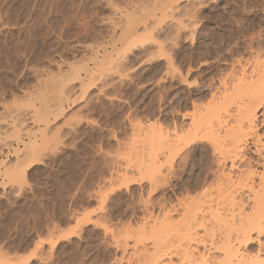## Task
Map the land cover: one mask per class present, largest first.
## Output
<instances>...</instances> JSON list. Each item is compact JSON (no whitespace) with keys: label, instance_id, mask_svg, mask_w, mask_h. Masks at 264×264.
Returning <instances> with one entry per match:
<instances>
[{"label":"rangeland","instance_id":"rangeland-1","mask_svg":"<svg viewBox=\"0 0 264 264\" xmlns=\"http://www.w3.org/2000/svg\"><path fill=\"white\" fill-rule=\"evenodd\" d=\"M263 74L264 0H0V259L183 264L176 231L194 210L211 226L184 264L223 258V224L261 196L240 184H264V107L236 127ZM195 119L202 136L163 151ZM229 176L232 195L217 189Z\"/></svg>","mask_w":264,"mask_h":264},{"label":"bare ground","instance_id":"bare-ground-1","mask_svg":"<svg viewBox=\"0 0 264 264\" xmlns=\"http://www.w3.org/2000/svg\"><path fill=\"white\" fill-rule=\"evenodd\" d=\"M253 77V76H252ZM261 77V78H260ZM259 78H258V80H256V81H254V82H251L250 84H246L245 83V79H243L241 82L242 83H244V85L243 86H245V84H246V89H245V94L244 95H247L249 98L248 99H250L249 100V102H248V105H247V103H246V106H244V107H242V108H240V111H241V114L240 113H238L239 115H237V117L239 116V118H237L235 121H236V123H237V125H236V127H240L239 129H241L242 128V126H245V125H247L246 126V128H245V130L248 128V129H250V130H252V129H254V127H256V117H257V112H259L263 107H264V74L263 75H261ZM246 78V77H245ZM242 79V78H241ZM240 79V80H241ZM252 80V79H251ZM250 80V81H251ZM240 82V84H242ZM239 84V83H238ZM239 84V85H240ZM67 87V86H66ZM237 87H239L238 85H237ZM241 88V87H240ZM68 89V88H67ZM235 90H237V89H235ZM65 91H66V89H65ZM68 91V90H67ZM72 91V90H71ZM60 92V91H59ZM58 92V93H59ZM64 94V93H63ZM67 94V93H66ZM60 95L62 96V91L60 92ZM59 94H58V96H60ZM42 96V95H41ZM70 96V95H69ZM43 97V96H42ZM41 97V98H42ZM63 97V96H62ZM45 98V97H44ZM57 98V97H56ZM58 98H61V97H58ZM58 98H57V100H58ZM60 100V99H59ZM65 100V99H64ZM44 101V100H43ZM61 104V103H60ZM47 105V104H46ZM46 105L44 106V107H46ZM49 105H47V107H48ZM46 107V108H47ZM58 107H59V105H58ZM244 108V109H243ZM199 109V108H198ZM206 109H209V108H206ZM46 109H44V111H45ZM239 111V112H240ZM199 112H201V111H199ZM210 112H213L212 110L210 111ZM40 113H41V115L43 114L44 115V113H43V111L41 112L40 111ZM206 113H208V112H206ZM45 114H46V112H45ZM41 115H39V116H41ZM46 115H48V114H46ZM209 115V114H208ZM203 117H205V116H203ZM207 117V116H206ZM236 117V116H235ZM41 118H42V116H41ZM208 119V118H207ZM206 119V120H207ZM210 120H211V118H209ZM208 119V120H209ZM196 120V119H195ZM193 121V120H192ZM199 119L198 120H196L195 121V124H194V126H193V128L190 130V132L188 133V131H187V135L184 137L183 136V138H180V137H176V139L173 141V140H171L170 139V137L169 136H167V135H165V134H163L162 135V138H160L161 140H159V141H161V143L163 144V146H164V150L163 151H165V150H167L170 154L172 153V155H174L173 154V151H178V150H180V146L182 145V144H178V142L179 141H181V140H185V141H190V142H192L194 139H196V138H198L201 134L200 133H202V131L199 133V130L201 129V127H202V125H203V121H199ZM207 122V121H206ZM211 122V121H210ZM16 123H17V121H16ZM19 123V122H18ZM25 123V122H24ZM224 123V122H223ZM246 123V124H245ZM22 124V123H21ZM33 124V123H32ZM262 124V123H261ZM24 125V124H23ZM16 126V125H15ZM233 126H234V124H233ZM23 127V126H22ZM229 127V126H228ZM232 127V126H231ZM25 128V127H24ZM23 128V129H24ZM27 128V127H26ZM233 128V127H232ZM231 128V129H232ZM238 128H237V130H239ZM243 129V128H242ZM241 129V130H242ZM255 129H257V128H255ZM23 131V130H22ZM26 131V130H25ZM208 131H209V129H208ZM229 131H231L230 129H229ZM240 131V130H239ZM210 132V131H209ZM209 132H208V134H209ZM241 132V131H240ZM232 133H233V130H232ZM234 133H235V131H234ZM162 134V133H161ZM211 134V133H210ZM209 134V135H210ZM236 134V133H235ZM245 134H247V132L245 133ZM212 135V134H211ZM210 135V136H211ZM182 136V135H181ZM202 136V135H201ZM233 136V135H232ZM242 136V137H241ZM240 137L239 136H237L238 138H235L234 140V142H232L233 144L231 145L232 147H230L229 149H227V153L230 155V158H231V160H232V166L233 167H236V162L237 161H245L244 160V156L242 155V151H244L243 150V148H244V146H245V144H247V140L245 139L246 137L245 136H243V135H241ZM250 136V135H249ZM252 136V135H251ZM212 137H213V135H212ZM248 137V136H247ZM260 137V136H259ZM214 138H215V136H214ZM261 138V137H260ZM260 138H256L255 139V147H256V153L258 154V156L261 158V163L263 164V166H264V141L262 142V140L260 139ZM174 139V138H173ZM210 139V138H209ZM212 139V138H211ZM197 140V139H196ZM213 140H215V139H213ZM182 143V142H181ZM211 143V142H210ZM192 144V143H191ZM218 144H219V141H218ZM221 144V143H220ZM184 145H186V142H185V144L183 143V146ZM216 145V144H215ZM161 147H162V145H161ZM182 147V146H181ZM254 148V147H253ZM176 149H178V150H176ZM220 149V148H219ZM218 149V150H219ZM215 150V149H214ZM181 151V150H180ZM220 151V150H219ZM166 156V155H165ZM169 156V155H168ZM220 156V155H219ZM221 158V157H220ZM166 159H168V157L166 158ZM168 161H170V160H168ZM228 161V160H227ZM246 163V162H245ZM259 163V162H258ZM168 164V163H167ZM219 164V163H218ZM239 164V163H238ZM242 164V163H241ZM171 166H172V164H171ZM226 166V165H225ZM250 166V165H249ZM261 166V165H260ZM264 169V168H263ZM250 170V169H249ZM245 176V175H244ZM251 176V175H250ZM228 177V176H227ZM229 181H228V183H225V184H221V183H219V186H218V190H220L222 193H225V194H230V195H232L233 193L232 192H234V191H236L237 190V192H238V190H241L242 189V187L240 186V185H242L243 186V189H244V187H246L247 189L249 188L250 189V191L252 192H254L255 194H256V196H260V198L258 199V197H257V203L255 204V205H257V209L255 208V213H253L254 211H252V214L251 215H246V218H244V219H242L241 217V221L239 220L238 222H239V224H238V222H234L233 221V223H231V225H228L227 223V221L229 220H222V219H217V220H219V221H221L222 223H224L223 221H225V223L226 224H223V226L225 225V228H223V226L221 227V228H223V230L225 229V235H224V233H223V244H221L220 246H221V248H220V246H218L220 249H221V252H224L223 254V258H221V259H219L218 258V260L217 261H215V262H213L212 264H264V253H263V255L261 254L262 252H264V248H260L259 249V251H258V253L256 254H253V253H251V252H248V249L250 248V244L253 242V239H254V237H253V235L255 234V236L256 235H258L257 237L259 238L260 236H263V234H264V184H262V188H259V190H258V192L256 191V188H255V185L252 183V185H251V183L250 182H248L247 180H246V182L243 184V183H241L239 186H236L235 185V183L233 182H231V177L229 176ZM262 180H264V179H262ZM223 181V180H222ZM225 182H227V181H225ZM221 184V185H220ZM212 187V186H211ZM216 187H217V185H216ZM238 187H241L240 189H238ZM205 188H206V186H205ZM210 188V187H209ZM213 188V187H212ZM213 189H215V187L213 188ZM205 190V189H204ZM205 191H207V190H205ZM232 193V194H231ZM258 194V195H257ZM242 217H245V216H242ZM199 219H198V217H197V210H194V211H192V212H190L189 213V215H188V220H186L185 222H184V224H183V226H181V228H178L177 226V231L176 230H174V231H176V232H178V233H176V234H178L177 235V238H178V243H179V248H178V251L180 250L181 252H179V253H182V254H180L181 256H182V261H183V264H184V260L186 261V263H187V261L189 260L190 261V259L191 258H194V255H195V253L192 255L191 253H193L192 251L190 252L189 251V249L190 248H192L191 250H193V248L194 247H190L188 250H187V248L189 247V246H191L193 243H198V238H200L199 236H196V232H197V230L196 229H198V228H200V227H205L206 225L204 224V222L202 221H198ZM211 222V221H210ZM167 223V222H166ZM207 223V222H206ZM209 223V222H208ZM219 224H220V222H219ZM230 224V223H229ZM237 224V225H236ZM162 225V224H161ZM205 225V226H204ZM220 225H222V224H220ZM208 226H211L210 224L209 225H207V228H208ZM158 227V226H157ZM169 227H171V226H169L168 225V228ZM173 227V226H172ZM198 227V228H197ZM228 229H227V228ZM162 228V227H161ZM206 228V227H205ZM204 228V229H205ZM206 228V229H207ZM165 229H167L166 227H165ZM172 229V228H171ZM180 229V230H179ZM206 229H205V231H206ZM217 229V228H216ZM153 230V229H152ZM156 230H157V228H156ZM210 229H208L207 231H209ZM163 231V230H162ZM167 231V230H166ZM211 232V233H210ZM209 233L211 234V235H213L212 234V231H210ZM216 232V231H215ZM220 232H222L221 230H220ZM219 232V233H220ZM72 233V232H71ZM153 233H155V232H153ZM162 233V232H161ZM168 233H170V232H168ZM207 233V232H206ZM232 233H236V235L235 236H233L232 235ZM157 234V233H156ZM170 234H172V233H170ZM169 234V235H170ZM208 234V233H207ZM215 234V233H214ZM197 235H198V233H197ZM221 235H222V233H221ZM231 235L233 236V238L235 237V241H232V237H231ZM70 236V235H69ZM163 236V235H162ZM237 236V237H236ZM157 237V236H156ZM158 237H160L161 238V236H159L158 235ZM164 237V236H163ZM198 237V238H197ZM212 237H214V236H212ZM217 237V236H216ZM220 238V237H219ZM200 239H202V238H200ZM222 239V238H221ZM162 240V239H161ZM234 240V239H233ZM255 240V239H254ZM257 240V239H256ZM259 240V239H258ZM164 242V241H163ZM202 242L203 241H201L200 240V242L198 243V244H202ZM204 243H205V240H204ZM220 243H221V240H220ZM165 244V243H164ZM219 244V243H218ZM203 245H205V244H203ZM196 246H198V245H196ZM244 246V248H245V250L242 252L241 250H243V249H241L240 250V248H242ZM263 246V245H262ZM167 247V246H166ZM217 247V249L219 250V248ZM252 247V246H251ZM178 251H176V252H178ZM34 254V253H33ZM197 254V253H196ZM178 255V254H177ZM179 255V256H180ZM160 256V255H159ZM162 256V255H161ZM181 256H180V258H181ZM159 258H161V257H159ZM159 258H153V259H159ZM162 258H163V256H162ZM196 258V257H195ZM195 258L193 259V261L195 260ZM203 258V260L202 261H204L205 259H204V256H201V258L200 259H202ZM217 258V257H216ZM196 260H198V259H196ZM207 260V259H206ZM214 260V259H213ZM192 261V260H191ZM190 261V262H191ZM200 261V260H199ZM201 261V262H202ZM169 262V261H168ZM168 262H167V264H168ZM163 263V262H162ZM170 263H171V261H170ZM185 263V264H186ZM192 263H194V262H192ZM205 263V262H204ZM209 263V262H208ZM0 264H8L7 263V260H5V259H0ZM149 264V263H148ZM150 264H156V261H152V262H150ZM158 264V263H157ZM164 264V263H163ZM188 264H191V263H189L188 262ZM195 264H197V262H195ZM206 264H207V261H206Z\"/></svg>","mask_w":264,"mask_h":264}]
</instances>
